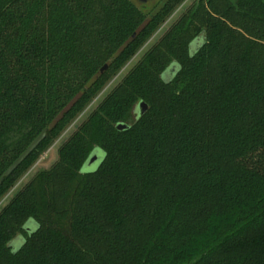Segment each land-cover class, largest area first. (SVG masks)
<instances>
[{"label":"trees","instance_id":"obj_1","mask_svg":"<svg viewBox=\"0 0 264 264\" xmlns=\"http://www.w3.org/2000/svg\"><path fill=\"white\" fill-rule=\"evenodd\" d=\"M186 1L0 0V203ZM0 264H264V0H195L0 210Z\"/></svg>","mask_w":264,"mask_h":264},{"label":"rangeland","instance_id":"obj_2","mask_svg":"<svg viewBox=\"0 0 264 264\" xmlns=\"http://www.w3.org/2000/svg\"><path fill=\"white\" fill-rule=\"evenodd\" d=\"M136 3L146 14H150L156 8V1L153 0H132ZM159 1V0H157ZM195 0H187L178 10L170 17L167 23L155 34V36L147 43V45L135 56V58L122 70V72L117 76L100 94V96L87 108V110L74 122L72 126L58 139L52 147H50L45 153H43L39 159L34 163L31 169L24 175L23 179L11 190V192L5 197V199L0 203V210L3 209L9 202L16 196V194L21 190V188L28 183L33 176L39 171L49 170L59 159V150L62 145L70 138V136L77 130L83 121H85L89 114L103 101L106 95L120 82L122 77H124L128 71L142 58L144 53H146L172 26V24L181 17V15L188 9ZM202 40L198 39L192 44V52H194L200 45ZM168 73V72H166ZM163 78L168 79V74H164ZM135 120V119H134ZM97 156L95 162H91L93 158ZM105 158V153L102 149H96L95 153L89 158L87 163L83 166L82 172L88 173L93 172L98 169L101 162ZM36 227L35 222L31 221L28 223L27 228L34 230ZM26 237L24 235H19L12 241V247L14 250L19 249L25 242Z\"/></svg>","mask_w":264,"mask_h":264},{"label":"water","instance_id":"obj_3","mask_svg":"<svg viewBox=\"0 0 264 264\" xmlns=\"http://www.w3.org/2000/svg\"><path fill=\"white\" fill-rule=\"evenodd\" d=\"M140 109V115H143L147 112L148 106L145 102H141L139 104ZM118 130L123 131L129 128L127 124L121 123L117 126ZM46 136V131H44L41 135H39L32 143L31 145L20 155V157L12 164V166L6 171L5 177L10 176L33 152L34 150L39 146V144L42 142V140ZM97 156L93 158L91 161L92 163L97 160Z\"/></svg>","mask_w":264,"mask_h":264},{"label":"flooded vegetation","instance_id":"obj_4","mask_svg":"<svg viewBox=\"0 0 264 264\" xmlns=\"http://www.w3.org/2000/svg\"><path fill=\"white\" fill-rule=\"evenodd\" d=\"M143 1H146V0H143ZM153 1H156V8H155L154 11H153V12H155V11H157V10L162 6V4H163L164 2H166L167 0H159V1H157V0H153Z\"/></svg>","mask_w":264,"mask_h":264}]
</instances>
